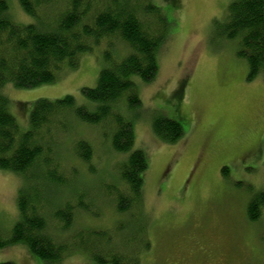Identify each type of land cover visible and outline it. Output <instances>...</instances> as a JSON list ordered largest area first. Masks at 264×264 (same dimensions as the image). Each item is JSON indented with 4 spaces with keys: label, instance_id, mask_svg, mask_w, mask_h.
<instances>
[{
    "label": "rangeland",
    "instance_id": "374dc122",
    "mask_svg": "<svg viewBox=\"0 0 264 264\" xmlns=\"http://www.w3.org/2000/svg\"><path fill=\"white\" fill-rule=\"evenodd\" d=\"M6 1L13 22H35L18 0ZM151 1L171 24L158 53L157 74L149 83L132 77L138 107L130 109L125 101L116 107L132 123V151H141L148 165L142 176L141 220L150 248L140 264H264V210L255 222L246 215L249 201L264 191V84L262 76L247 80V64L237 55L238 40L225 37L222 23L231 0ZM116 45L120 60L126 50ZM103 47L81 55L74 70L65 63L52 84L30 90L10 84L2 88L20 134L29 130L30 112L41 99L71 96L76 106L95 111L97 105L85 99L81 90L96 87ZM158 118L179 123L182 137L173 144L160 141L151 129ZM113 130L110 122L96 126L70 116L66 131L56 134L54 160L66 173L69 186L42 191L47 200L42 212L47 234L56 240L83 229L112 231L120 222L130 229L134 226L130 221L138 215L116 213L105 191L107 185H120L118 168L129 154L113 150ZM78 140L92 148L90 163L75 156L73 146ZM73 173L78 174L71 181ZM24 184L21 175L0 170L3 240L10 238L19 222L18 193ZM79 198L93 205V214L75 209L70 229L57 232L53 212ZM1 263L42 264L23 244L1 248ZM60 264L95 263L75 252Z\"/></svg>",
    "mask_w": 264,
    "mask_h": 264
},
{
    "label": "trees",
    "instance_id": "16d2710c",
    "mask_svg": "<svg viewBox=\"0 0 264 264\" xmlns=\"http://www.w3.org/2000/svg\"><path fill=\"white\" fill-rule=\"evenodd\" d=\"M32 24L13 22L6 0H0V170L19 174L25 184L19 190V222L7 240L0 238V249L23 244L42 264H60L75 252L84 253L95 264H140L150 248L143 218V174L147 170L144 154L134 150L132 123L116 112L126 102L130 109L140 105L132 77L143 83L154 80L160 48L168 39L171 24L151 0H18ZM56 10V11H55ZM225 37L238 40L237 55L248 67L247 80L262 76L264 84V0H231L222 23ZM126 54L117 59V46ZM101 51L103 67L95 88H83L82 96L97 105L94 112L75 105L66 96L60 100H38L29 115V130L19 133L9 102L2 88L10 84L17 90H30L55 82L66 63L74 70L79 57ZM100 126L114 124L111 146L117 153H129L118 168L120 185H107L106 195L116 213L135 212L129 224L118 223L114 230L83 229L59 241L47 234L42 212L47 202L46 187H66L69 180L54 160L55 136L64 133L67 118ZM153 134L165 144L177 142L183 135L176 121L158 118L152 122ZM73 152L82 163H90L92 148L78 140ZM78 173H73L71 181ZM226 176L227 169H222ZM93 205L81 198L67 202L53 212L55 230L64 233L74 220L75 209L93 214ZM264 210V191L246 206L249 221L259 219ZM97 214V213H95ZM58 228V229H57ZM13 264V263H1Z\"/></svg>",
    "mask_w": 264,
    "mask_h": 264
}]
</instances>
